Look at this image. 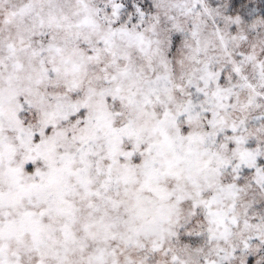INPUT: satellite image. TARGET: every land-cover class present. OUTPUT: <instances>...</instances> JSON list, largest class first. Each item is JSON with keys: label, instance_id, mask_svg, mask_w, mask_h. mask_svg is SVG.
<instances>
[{"label": "snow or ice", "instance_id": "obj_1", "mask_svg": "<svg viewBox=\"0 0 264 264\" xmlns=\"http://www.w3.org/2000/svg\"><path fill=\"white\" fill-rule=\"evenodd\" d=\"M0 264H264V0H0Z\"/></svg>", "mask_w": 264, "mask_h": 264}]
</instances>
